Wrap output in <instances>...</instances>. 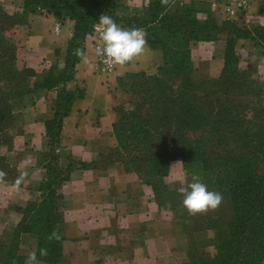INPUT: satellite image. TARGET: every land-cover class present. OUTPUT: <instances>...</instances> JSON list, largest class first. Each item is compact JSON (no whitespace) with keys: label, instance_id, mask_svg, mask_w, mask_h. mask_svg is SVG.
I'll use <instances>...</instances> for the list:
<instances>
[{"label":"crops","instance_id":"obj_1","mask_svg":"<svg viewBox=\"0 0 264 264\" xmlns=\"http://www.w3.org/2000/svg\"><path fill=\"white\" fill-rule=\"evenodd\" d=\"M115 1L117 15L134 17L155 0ZM168 1L167 11L189 9L197 25L214 30L208 40L189 42L193 78L217 80L227 50L232 48L237 67L264 82V0ZM0 7L14 19L11 40L38 76L52 67L64 68L73 22L57 21L46 11L27 13L23 0H0ZM94 41V33L85 38L72 78L52 90L35 93L33 106L25 112L23 133L9 157L13 176L0 182V239L17 231V255L27 259L35 252L39 264H186L192 243L199 246L201 257L212 258V230L191 232L182 205L158 204L135 173L114 159L103 158L116 149L112 125L122 95L119 79L157 74L163 63L161 52L145 45L142 54L117 65L107 78L96 70ZM65 94L72 101L52 135L47 130L51 107L61 111L60 96ZM70 164L74 167L66 173ZM177 168V162L170 164L167 184L171 194L191 182ZM25 171L28 175L23 183L14 187L15 179ZM55 175L60 183L49 188V178ZM51 190L55 191L61 238L55 262L40 256L34 233L18 231L24 219L22 210L52 199Z\"/></svg>","mask_w":264,"mask_h":264},{"label":"trees","instance_id":"obj_2","mask_svg":"<svg viewBox=\"0 0 264 264\" xmlns=\"http://www.w3.org/2000/svg\"><path fill=\"white\" fill-rule=\"evenodd\" d=\"M168 5V0L164 5L161 0H155L140 16L120 18L115 0H23L27 13L46 11L57 21L73 22L64 68L58 71L52 67L39 76L35 93L52 90L72 78L74 66L84 51V40L93 33L102 14L111 15L116 23L121 22L127 29H143L146 45L161 52L163 63L154 76L134 74L118 81L121 91L129 95L130 100L114 109L116 119L112 131L116 149L111 154L116 157L110 159L119 160L146 187L150 186L160 205H163L162 195H177L169 193L164 184L172 162L195 167L208 186L219 185L226 190L231 219L226 235L210 241L215 257L191 261L199 254L198 250L193 252L196 248L192 243L187 264H263L264 117L252 116L244 121L242 113L262 93L259 80L237 67L233 49L229 48L221 76L212 82L195 84L189 42L208 40L214 30L197 25L189 9L175 7L167 11ZM6 23L10 25L8 28ZM14 24V19L0 7V53L6 52L3 32ZM23 92H17V96ZM60 98L62 110H56L55 105L51 107L52 121L47 130L52 135L59 129L61 115L67 112L66 105L72 101L69 94ZM236 102L247 105L240 107ZM2 112L6 114L5 109ZM9 121L0 123V137L10 127ZM73 167L70 164L66 173ZM49 180V188L60 183L56 175ZM161 188L163 194L158 196ZM51 197L22 210L24 219L18 231L34 233L39 239V248L47 252L42 257L55 262L61 238L54 190H51ZM174 202L177 203L170 201L168 204ZM214 229L206 225L190 230ZM16 232L10 234L6 242L8 250L0 256V264H26V259L17 255ZM53 232L59 239L50 238ZM1 247L0 239V251Z\"/></svg>","mask_w":264,"mask_h":264},{"label":"rangeland","instance_id":"obj_3","mask_svg":"<svg viewBox=\"0 0 264 264\" xmlns=\"http://www.w3.org/2000/svg\"><path fill=\"white\" fill-rule=\"evenodd\" d=\"M112 1V0H109ZM162 5H164V2L166 0H161ZM120 8V7H119ZM118 10V9H117ZM120 18H124L126 16L124 15H118ZM122 28H125L124 25H122L121 22L117 23ZM5 26L8 28L10 26L8 23L5 24ZM12 27H9L5 32H3V38H4V45L6 46V52L0 53V123H5L9 119V128L6 129L3 134L1 135L0 139V171L4 172L6 175L3 178V181L11 178L13 176V163L10 160V155L16 151V139L21 136L23 133V128L21 126V121L24 118L25 112L34 104V95H35V89L37 83V78L39 77L36 73V70L32 68L28 62H24L21 58L23 54H21L18 51V48L15 46V44L11 40V29ZM95 36V41L93 42V50L96 46L99 45V38L101 33V28L97 27L93 31ZM2 35V34H1ZM10 50V52L8 51ZM98 57H96V70L97 72L103 74L105 77H109L113 74V72L116 69V66H114V69L112 72L104 73L105 71L98 67ZM156 75V74H155ZM131 76L127 75L126 77ZM154 76V75H153ZM126 77H123L119 79V82ZM193 81L195 84H201L202 80L198 78H193ZM40 81H38L39 83ZM126 83H129V81H126ZM259 87H261L262 93L258 97V99L250 106V108H244L243 110V119L244 121H249L253 117H264V82L258 81ZM124 84V83H123ZM121 85L118 84V88L120 91L122 88ZM38 88V86H37ZM24 90L20 96H17L19 91ZM126 91V90H125ZM122 95L120 97V101L118 103V106H123L127 103H129V95H126L124 91H121ZM235 104L239 105L240 107H244L247 105L246 102H236ZM6 110V114L3 113V110ZM241 112L242 109H239ZM262 111L260 114L259 112ZM5 112V111H4ZM8 113V115H7ZM254 114V115H253ZM119 156V153H118ZM111 153H105L103 155V158H115ZM119 162V160H118ZM177 170L181 174L183 173L184 176L191 177V175L196 174L201 177L203 182H205L204 177L198 169L195 167H186L181 162H177ZM199 172V173H198ZM168 176L166 180L164 181L165 186L168 189ZM206 183V182H205ZM209 190L218 191L223 195V201L221 205L213 211H206L202 213L197 214H189L188 211V225L189 228L192 230L194 227H204L206 225L215 227L216 229L212 230L214 233L215 241L218 238H221L222 235H226L227 232V224L229 220L231 219V205L227 198V192L224 188L220 187L219 185L213 186L209 185ZM150 191V197L153 201H156V195L152 188L150 186L147 187ZM163 194V188L160 190V194L157 193V195ZM161 204L166 205L170 201H177V204L182 205V196L177 193L176 196H165L162 195L160 198ZM169 205V204H168ZM167 206V205H166ZM196 225V226H195ZM10 233H5V236L1 238L2 240V251H0V256L7 252L8 248L6 245V242L9 240ZM195 246V253H197V250L199 249V246L197 244H194ZM216 252L215 249H213V258L215 257ZM201 256L198 254V256H193L191 258V261H195V259H199ZM203 258V257H202ZM212 259V258H211ZM187 264V263H186ZM264 264V263H263Z\"/></svg>","mask_w":264,"mask_h":264},{"label":"clouds","instance_id":"obj_4","mask_svg":"<svg viewBox=\"0 0 264 264\" xmlns=\"http://www.w3.org/2000/svg\"><path fill=\"white\" fill-rule=\"evenodd\" d=\"M98 25L101 28L99 45L95 47V56L105 64L123 65L142 54L146 45L145 32L141 28H122L116 23L111 15L102 14ZM6 174L0 171V182ZM28 173L22 172L14 181L13 186L19 187ZM182 196V206L189 214H197L216 210L223 201V195L218 191L209 190L208 185L203 182L199 175L193 174L191 182L177 189ZM50 238L59 239L57 233L53 232ZM41 256H46L45 249L40 250ZM26 264H39L35 252L30 253Z\"/></svg>","mask_w":264,"mask_h":264},{"label":"built area","instance_id":"obj_5","mask_svg":"<svg viewBox=\"0 0 264 264\" xmlns=\"http://www.w3.org/2000/svg\"><path fill=\"white\" fill-rule=\"evenodd\" d=\"M97 27H95L94 29H97ZM97 65L99 68L105 71L104 73L112 72L115 66V65L109 66L108 64H105L100 58L98 59Z\"/></svg>","mask_w":264,"mask_h":264}]
</instances>
